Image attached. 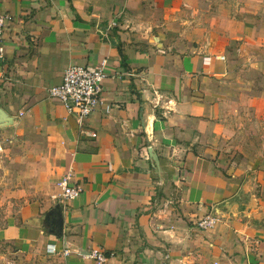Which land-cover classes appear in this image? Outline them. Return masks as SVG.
<instances>
[{
    "label": "crops",
    "instance_id": "1",
    "mask_svg": "<svg viewBox=\"0 0 264 264\" xmlns=\"http://www.w3.org/2000/svg\"><path fill=\"white\" fill-rule=\"evenodd\" d=\"M5 15L0 129L36 180L0 264H96L98 248L106 264H264V0H0ZM103 62V106L80 123L50 90ZM68 174L83 193L63 204Z\"/></svg>",
    "mask_w": 264,
    "mask_h": 264
},
{
    "label": "built area",
    "instance_id": "2",
    "mask_svg": "<svg viewBox=\"0 0 264 264\" xmlns=\"http://www.w3.org/2000/svg\"><path fill=\"white\" fill-rule=\"evenodd\" d=\"M13 21L14 18L10 15L0 16V58L4 53L3 42L6 30ZM106 66L103 62L98 68L83 66L69 68L63 76L62 83L50 90V97L61 102L70 115L83 123L103 106V85L108 79ZM109 109L107 108L106 111L109 112ZM92 136L97 135L92 134ZM72 180V174L60 180L58 185L61 193L56 197L57 202L65 204L75 201L82 195L83 188ZM216 223V218L209 215L198 223V227L207 231L213 229ZM65 255L68 256L69 251H66ZM87 258L96 264H106L109 259L101 248L92 250Z\"/></svg>",
    "mask_w": 264,
    "mask_h": 264
},
{
    "label": "rangeland",
    "instance_id": "3",
    "mask_svg": "<svg viewBox=\"0 0 264 264\" xmlns=\"http://www.w3.org/2000/svg\"><path fill=\"white\" fill-rule=\"evenodd\" d=\"M8 132L0 129V230L29 203L36 180L31 149L25 142H15Z\"/></svg>",
    "mask_w": 264,
    "mask_h": 264
},
{
    "label": "water",
    "instance_id": "4",
    "mask_svg": "<svg viewBox=\"0 0 264 264\" xmlns=\"http://www.w3.org/2000/svg\"><path fill=\"white\" fill-rule=\"evenodd\" d=\"M8 120H10V119L7 117V115L3 111L0 110V123L6 122ZM59 219H60L59 221L54 220L53 224H54L55 228L59 227V230L61 231L62 227H63L61 212L59 213Z\"/></svg>",
    "mask_w": 264,
    "mask_h": 264
}]
</instances>
